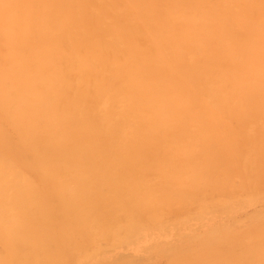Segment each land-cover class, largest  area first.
Returning a JSON list of instances; mask_svg holds the SVG:
<instances>
[{"label": "bare ground", "instance_id": "bare-ground-1", "mask_svg": "<svg viewBox=\"0 0 264 264\" xmlns=\"http://www.w3.org/2000/svg\"><path fill=\"white\" fill-rule=\"evenodd\" d=\"M92 1L0 0V122L22 150L0 125V264H60L127 221L129 244L164 237L190 221L157 225L167 212L264 183V0ZM71 66L87 70L72 91ZM211 228L169 264H264V223L236 239Z\"/></svg>", "mask_w": 264, "mask_h": 264}, {"label": "rangeland", "instance_id": "rangeland-1", "mask_svg": "<svg viewBox=\"0 0 264 264\" xmlns=\"http://www.w3.org/2000/svg\"><path fill=\"white\" fill-rule=\"evenodd\" d=\"M107 2H108V0H93L92 4L93 5H100L101 3L106 4ZM93 5L91 7L88 5V7L90 8V12L92 14H95L96 16H98L100 14L99 10L96 7H93ZM114 11L118 12V14L121 12V11L116 10V8L113 9V12ZM148 20L150 21V19H148ZM113 22L114 21H112L111 19H105L106 25H111ZM150 26H153L152 28H155L154 23L150 24ZM156 27L158 28L159 26L156 25ZM77 32H79L83 36V34L85 33V30H79ZM106 40H111V37L107 35ZM69 68L71 69V71L69 72L66 85H67L68 89L72 91L73 89H75L78 86V81L85 76V74L87 73V70H77L75 66H71ZM111 93H113V92H111ZM108 95L109 94H107V95L100 94L98 96H93L89 100V103H90L91 107L94 109L95 113L99 114L98 111L101 110V112H102L103 107L104 106L106 107V105L109 101ZM117 101H118L117 112H119L122 110L123 100L121 97H118ZM109 118H111L109 115L103 116V119L105 121H109L110 120ZM115 118L116 117H113V122L117 119V118L116 119ZM0 125L3 127V129L5 130V132L8 136V138H7L8 142H9L8 148L11 150H14V151H16V149L21 150V148L19 147L18 138H17L15 132L13 131V129L10 127V125L5 120H2L0 122ZM231 125L235 126V123L232 122ZM249 126L250 127L248 129H246L247 133H251V131L255 128V127H253L252 123ZM261 135L264 136V132L261 133ZM10 152L14 153L13 151H10ZM22 157L26 160H32V158H33V156L27 152H24ZM13 162H15L16 165L18 166V168L21 170V172H23L25 174V176H27L31 180H33V182L42 191L47 192L49 190V185L45 184V182H43L42 176L40 175L39 171L24 165L22 162H20L18 160L13 159ZM234 187H235V193H234V191H232L233 193L227 192L225 194L213 193L207 197H204L198 203H194L193 207L185 210V212L169 211L166 214H164L163 216H161L160 218L156 219L157 221L155 223L157 225H159V223H161V224H163L165 222L171 223V222L177 221V220H184V219L190 220V221H188L189 223L187 222L186 226L179 227L180 228V229L178 228L179 230L173 229L176 232L173 231L164 237H160L159 234L155 233L152 235V238H146V239L138 241L135 244H129L128 242H126L125 235H124V229L130 225V223L127 221L122 226L121 225L119 226L117 224V226L114 227V230L110 229L114 233V234L112 233L113 237L108 238V239L87 240L88 243H82V245L84 247L81 246V249H82V250L80 249L81 251L80 250H78V251H76V250L67 251L66 252L67 256L64 257L63 261L60 264H100V263H102V264H106V263L107 264H169L171 262V260H173L174 257H177L178 255H181V254L183 255V254L188 253V252H186V250H189V249L184 248L186 246L184 245L183 240H184L185 236H188V234L190 233V230L193 231L192 233H195V232L198 233L199 232V234L201 235V234L205 233L207 231V229H210L211 228L210 226H212L211 229H214L215 231L216 230H221V231L224 230L233 239H236L237 236L239 234H242L243 231H244L243 233H247L248 229L250 231V229H252L254 227H260V225H262L264 223V190H263L264 189V183L260 184V186L257 188L252 187V189H250L249 185L243 188L241 186V183L237 180L235 182ZM262 187H263V189H262ZM240 189H241V191H240ZM251 194L253 195V197H250ZM226 195H228V196H226ZM239 196H240V198H239ZM247 197H250L252 199L249 200L250 202H245V205H243L241 208V206H239L236 202L241 200V199L247 198ZM233 199H234V201H232ZM212 202H216V204L211 205V207L206 212L207 215L200 216L201 219L197 218V216H198L197 211L200 209V207L204 206L206 203H212ZM228 202H229V204L231 203L232 206H234V207L228 206L227 205ZM55 203H56V201H55ZM187 213L189 214L188 216H187ZM229 215H232V216H229ZM213 218H214V220H213ZM128 219L129 218H127L126 220H128ZM227 219H229V220H227ZM252 219H254V220L251 221ZM222 220L224 223L222 222ZM255 220H256V222H255ZM229 221H231V222H229ZM249 222H251V223H249ZM242 223H243V225H242ZM143 224H142L143 225L142 227L148 226L146 223H143ZM118 226H119V228H118ZM197 230H200V231H197ZM115 231H116V233H115ZM88 233H91V231ZM175 233H177V235ZM178 237H180V238H178ZM171 239H173V241ZM164 241H166V242H164ZM163 243H164V245H163ZM154 246H156V247H154ZM119 248H120V250H119ZM152 248H154V249H152ZM175 248H177V249H175ZM122 250H124V251H122ZM2 251H3V245H1V243H0V252H2ZM108 252H110V253H108ZM178 253H180V254H178ZM129 254H130V256H129ZM144 254H145V256H144ZM163 254H164V257H163ZM137 255L140 257H138ZM118 256H120V257H118ZM141 257H143V258H141ZM122 258H125V259H122ZM86 260H87V262H86ZM92 261H93V263H92ZM116 262H118V263H116Z\"/></svg>", "mask_w": 264, "mask_h": 264}]
</instances>
